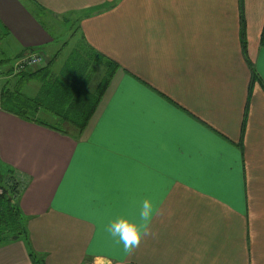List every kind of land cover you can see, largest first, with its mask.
Wrapping results in <instances>:
<instances>
[{"label": "crops", "instance_id": "1", "mask_svg": "<svg viewBox=\"0 0 264 264\" xmlns=\"http://www.w3.org/2000/svg\"><path fill=\"white\" fill-rule=\"evenodd\" d=\"M63 21L72 49L105 58L91 92L118 66L79 136L57 130L51 110L17 115V98L66 70ZM263 31L264 0H0V66L10 48L14 63L43 56L32 73L48 67L0 85V185H19L13 204L36 259L264 264ZM144 198L157 209L151 233L128 253L105 225ZM30 248L1 240L0 264H35Z\"/></svg>", "mask_w": 264, "mask_h": 264}, {"label": "trees", "instance_id": "2", "mask_svg": "<svg viewBox=\"0 0 264 264\" xmlns=\"http://www.w3.org/2000/svg\"><path fill=\"white\" fill-rule=\"evenodd\" d=\"M241 38L243 50L247 62L251 67L254 79L257 77V74L255 73L252 64L248 61L244 23H242L241 26ZM261 43L264 46V31L261 37ZM104 60L105 58L101 54L90 48L79 46L73 49L70 61L67 63L68 65L62 76H59V78H56L53 81H45L43 90L39 96L26 97L24 99L17 98L16 103L19 104L17 115L25 119H32V117H34L33 112L37 109L45 108L51 110L53 111V114L59 118V126L56 128L57 130L63 133L79 136L93 115V112L118 67L113 61H110L107 64V70L102 80L99 82L95 91L91 92L87 87L92 78L90 74L91 70L94 74L97 68L103 65L105 62ZM46 68L48 67L46 66L40 70H46ZM40 70L34 71L33 73L29 70L26 73L20 72L18 74H13V70H9L6 72L3 71L2 74L3 76H5L4 73L6 75H11L12 77L20 76V78L23 79L25 76L30 77ZM46 72L47 74L45 75L44 80L50 73L48 71ZM19 93H21V91L18 89L17 94L19 95ZM37 121L46 124L40 120ZM0 188L2 189V192L0 193V241L13 237L23 238L27 241L30 248L31 246L27 240L28 233L26 226L23 224L22 217L18 213L19 210L13 204L18 196L19 185L17 182L13 181L11 184H8V186L0 185ZM30 254L32 258H34L35 264H42L41 260L36 259L35 253L31 248Z\"/></svg>", "mask_w": 264, "mask_h": 264}, {"label": "clouds", "instance_id": "3", "mask_svg": "<svg viewBox=\"0 0 264 264\" xmlns=\"http://www.w3.org/2000/svg\"><path fill=\"white\" fill-rule=\"evenodd\" d=\"M156 205L150 198L139 201L132 216L120 215L105 225V231L131 253L138 248L146 236L151 233V224L156 212Z\"/></svg>", "mask_w": 264, "mask_h": 264}, {"label": "rangeland", "instance_id": "4", "mask_svg": "<svg viewBox=\"0 0 264 264\" xmlns=\"http://www.w3.org/2000/svg\"><path fill=\"white\" fill-rule=\"evenodd\" d=\"M48 23V22H47ZM57 26V22L56 23H53V25L51 24V26L50 27H52V29L54 30V31H57L58 30V28L56 27ZM59 27L61 28V35H60V38L63 40V42H66L67 43V45H66V48L64 49L65 51H69V50H71V51H73V49H72V47H73V44H72V42H73V36H74V32H75V27L69 22V21H63V22H60L59 23ZM62 45V44H61ZM79 46H81V44L79 45ZM3 47V46H2ZM8 49V51H6V53H7V55H8V57H10L11 58V60H9L8 62H6V64H1V66H0V70H3V69H6V68H8L10 65H11V70H14V65H15V63L13 62V58H12V56H13V54H12V52L11 51H13V50H11L10 48H7ZM70 56H71V54H70ZM20 58V57H19ZM18 58V59H19ZM16 62V61H15ZM43 64H45V62H43ZM42 64V65H43ZM42 65H40V66H37V67H33V68H28V69H25L24 71H22V72H27V71H29V70H33L34 68H40ZM2 67V68H1ZM30 71V72H31ZM21 72V73H22ZM20 73V72H19ZM91 76H93L94 74H93V71L91 70ZM4 75L6 76V74L4 73ZM7 76H11V75H7ZM8 78V77H7ZM13 78V77H12ZM4 79H5V77L3 76V81H4ZM3 81H2V84H3ZM89 84V83H88ZM21 88H23V85H19V89H21ZM23 91H26L25 89H23ZM23 93V92H22ZM24 93H26L27 94V92H24ZM18 95V94H17ZM7 107H12V105H10V104H8V103H6L5 104ZM14 107V106H13ZM16 107V106H15ZM14 107V108H15Z\"/></svg>", "mask_w": 264, "mask_h": 264}, {"label": "built area", "instance_id": "5", "mask_svg": "<svg viewBox=\"0 0 264 264\" xmlns=\"http://www.w3.org/2000/svg\"><path fill=\"white\" fill-rule=\"evenodd\" d=\"M44 62L43 56L37 52H30L26 55L21 56L16 60L14 65L13 74H18L28 68H33L42 65ZM3 81V74L0 70V85ZM2 189L0 188V193Z\"/></svg>", "mask_w": 264, "mask_h": 264}]
</instances>
